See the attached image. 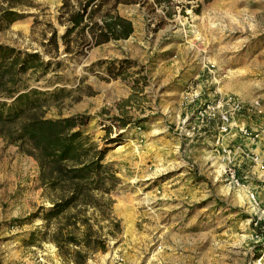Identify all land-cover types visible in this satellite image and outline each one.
Masks as SVG:
<instances>
[{
	"label": "rangeland",
	"instance_id": "obj_1",
	"mask_svg": "<svg viewBox=\"0 0 264 264\" xmlns=\"http://www.w3.org/2000/svg\"><path fill=\"white\" fill-rule=\"evenodd\" d=\"M60 1L25 0L37 22L31 15L14 21L0 29V43L36 49L45 21L61 33ZM147 2L116 7L143 31L123 78L103 79L93 65L116 59L123 42L59 54L57 68L27 74L28 87L63 89L48 99L45 117L87 114L84 131L100 144L107 126L108 137L120 135L103 160L119 178L109 196L120 230L86 264H261L251 253L264 239L261 226L253 229L264 222V0ZM6 4L0 0V8ZM215 94L257 102L247 125L252 140L232 128L213 144L216 133L194 114ZM121 115L129 123L117 130L112 117ZM226 166L247 177L232 184ZM37 175L35 161L0 138V264H68L51 243L29 240L41 224L30 213L48 205Z\"/></svg>",
	"mask_w": 264,
	"mask_h": 264
},
{
	"label": "trees",
	"instance_id": "obj_2",
	"mask_svg": "<svg viewBox=\"0 0 264 264\" xmlns=\"http://www.w3.org/2000/svg\"><path fill=\"white\" fill-rule=\"evenodd\" d=\"M171 0H151L150 8ZM207 2L208 0H202ZM0 8V29L27 15L25 0H5ZM140 0H61L55 8L57 33L45 21L38 48L27 51L0 43V138L30 156L37 165L38 181L47 206H38L28 218L40 216L41 224L29 233V240L51 243L61 260L68 264H86L94 252H104L107 240L120 230L119 219L111 214L110 192L119 183L116 169L104 162L109 145L119 141L118 133L108 137L104 128L100 142L84 131L87 114L45 117L47 101L54 91L28 87L27 74L44 75L50 66L57 68L64 56H84L92 47L111 40L126 39L132 32L131 21L118 13L119 4H137ZM146 2V0H145ZM46 57V59H45ZM128 59H99L93 65L103 70V79L123 78ZM91 65V64H90ZM136 85V82L132 84ZM117 130L126 128V116H113ZM264 229V222L257 221ZM251 255L264 264V239L254 246Z\"/></svg>",
	"mask_w": 264,
	"mask_h": 264
},
{
	"label": "built area",
	"instance_id": "obj_3",
	"mask_svg": "<svg viewBox=\"0 0 264 264\" xmlns=\"http://www.w3.org/2000/svg\"><path fill=\"white\" fill-rule=\"evenodd\" d=\"M257 102L244 103L236 96L230 94H215L210 99H204L198 103L195 108L194 118L208 126L211 131L216 133L213 144L220 145V135L229 133L230 130L236 129L239 134H243L250 138L247 131V125L251 122V117L258 113ZM193 127H190L192 129ZM186 128L184 135L189 136V130ZM251 136V140L252 137ZM224 151V149H221ZM229 150L226 151V154ZM233 167V166H232ZM231 166H226L222 169V174L226 175L232 184L238 185L241 178H246V175L237 176L235 169ZM261 168V165L259 166ZM249 197L253 198L252 192Z\"/></svg>",
	"mask_w": 264,
	"mask_h": 264
},
{
	"label": "crops",
	"instance_id": "obj_4",
	"mask_svg": "<svg viewBox=\"0 0 264 264\" xmlns=\"http://www.w3.org/2000/svg\"><path fill=\"white\" fill-rule=\"evenodd\" d=\"M131 25H132V32H131V34L126 39L111 40V41H108L106 43L100 44V45L95 46V47H99V46H103V45H107V44H111L112 45L113 43L123 42L124 43L123 44L124 45V50L120 54H115L116 55V59H128V60H131V61L134 62V59L133 58L132 59L130 58L131 55H132L131 54L132 53L131 51H132L133 43H138V40L141 38V35H142L143 31L142 30H139V28H135L132 21H131ZM95 47H92V48H95ZM92 48H90L89 50H91ZM130 67H132V66H130ZM130 67H127V68H130ZM192 73L193 72H189L188 74H186V77H189ZM228 89H229V91L232 92L233 89H234V87L231 86V87H228ZM234 130H236V129H234ZM235 140H236L235 142H241L242 141L241 139H235ZM235 153H236V150L233 151L232 157L236 161H239L240 157H238L239 155L238 154H235Z\"/></svg>",
	"mask_w": 264,
	"mask_h": 264
}]
</instances>
